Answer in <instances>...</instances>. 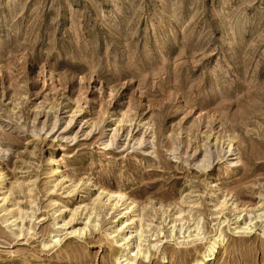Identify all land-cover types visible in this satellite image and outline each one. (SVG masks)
<instances>
[{
    "label": "rangeland",
    "instance_id": "rangeland-1",
    "mask_svg": "<svg viewBox=\"0 0 264 264\" xmlns=\"http://www.w3.org/2000/svg\"><path fill=\"white\" fill-rule=\"evenodd\" d=\"M0 170V264H264V0H0Z\"/></svg>",
    "mask_w": 264,
    "mask_h": 264
},
{
    "label": "bare ground",
    "instance_id": "bare-ground-1",
    "mask_svg": "<svg viewBox=\"0 0 264 264\" xmlns=\"http://www.w3.org/2000/svg\"><path fill=\"white\" fill-rule=\"evenodd\" d=\"M4 177V173L0 170V179H2ZM4 179V178H3ZM102 191H103V194H108V197L106 196V202L105 203H111L112 201H114V204H113V207H115V206H117L118 204H119V206H120V203H122V200L125 198V196L122 194V193H120V192H111V191H109V190H107V189H105V188H103L102 189ZM114 199V200H113ZM123 205V204H122ZM121 205V206H122ZM132 205H133V202L132 203H130L129 204V208H126L125 210H127V212H128V214H130V215H132L131 217H130V220L128 221L129 223H127V222H125L123 225H125V224H127L128 226L129 225H133V223L136 221L135 220V216H134V214H133V210H132ZM124 210V209H123ZM138 230V229H137ZM140 231V230H139ZM138 232V231H137ZM215 241H213L214 242V244H215V242H217V240L216 239H214ZM136 248H137V246H136ZM138 253V252H137Z\"/></svg>",
    "mask_w": 264,
    "mask_h": 264
}]
</instances>
